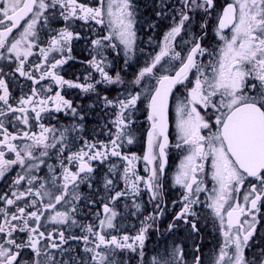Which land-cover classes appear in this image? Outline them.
<instances>
[{"label": "snow or ice", "instance_id": "obj_1", "mask_svg": "<svg viewBox=\"0 0 264 264\" xmlns=\"http://www.w3.org/2000/svg\"><path fill=\"white\" fill-rule=\"evenodd\" d=\"M138 16L0 0V264H264V0H157L158 51ZM205 208L223 236L207 261Z\"/></svg>", "mask_w": 264, "mask_h": 264}, {"label": "flooded vegetation", "instance_id": "obj_2", "mask_svg": "<svg viewBox=\"0 0 264 264\" xmlns=\"http://www.w3.org/2000/svg\"><path fill=\"white\" fill-rule=\"evenodd\" d=\"M135 2L138 4V10H139V16L138 20L140 21L137 25L138 29V41L137 44L139 47L145 48L146 50H155L158 51L157 42L162 41L164 32L167 31V23L168 21H164L160 27L156 28L154 31L148 30L147 21H150L153 18V14L155 11V4L157 3V0H135ZM153 37V43L149 45L148 43V37ZM83 55V54H82ZM140 66H143L141 63ZM66 68V78H71V75L73 73L79 74L81 68L79 64L73 65V66H65ZM136 69H132L131 71H135ZM20 83H23L24 90H27V82L20 81ZM14 95L19 94L20 88L14 87L13 89ZM145 111L141 110L140 112H137L135 114V118L138 122L142 123L146 127V120H145ZM172 138L174 140L175 138V112L174 109L172 111ZM137 135L139 136L140 133L137 132ZM130 151H139L140 148L137 145L129 146ZM182 159V154L177 151H173L170 153L169 157V168L168 173L169 176L173 175L177 169V166L179 165L180 160ZM11 175V173L9 174ZM206 182L208 184V187H212V181L210 179V175L206 178ZM170 187V194H169V200L172 199H178L180 196V189L176 187ZM8 190V184H6L3 181H0V192L7 191ZM206 194L201 193V198L205 199ZM179 209V204L176 205L175 208L169 207V212L177 211ZM202 216H205L206 219H204L200 225L201 227V236L203 237V243H202V252L204 254L205 261H207L211 256L215 254V251L218 250V247L222 244L223 236H222V230L219 227L218 221L214 217V214L211 213L210 209L205 208L204 212L202 213ZM163 227V225H162ZM179 236L184 240L186 248L190 249L192 246V239L187 238V234L185 232L179 233ZM255 244L252 248V252H258L261 248H264V221H261L260 224L257 225V233L254 236Z\"/></svg>", "mask_w": 264, "mask_h": 264}]
</instances>
